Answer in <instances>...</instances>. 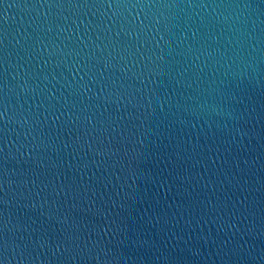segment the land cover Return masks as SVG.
<instances>
[{
  "label": "water",
  "instance_id": "1",
  "mask_svg": "<svg viewBox=\"0 0 264 264\" xmlns=\"http://www.w3.org/2000/svg\"><path fill=\"white\" fill-rule=\"evenodd\" d=\"M0 264H264V0H0Z\"/></svg>",
  "mask_w": 264,
  "mask_h": 264
}]
</instances>
